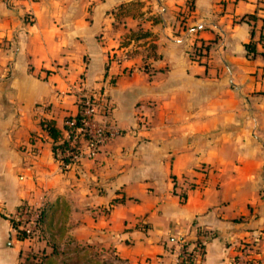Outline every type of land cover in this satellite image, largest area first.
<instances>
[{
  "label": "crops",
  "instance_id": "1",
  "mask_svg": "<svg viewBox=\"0 0 264 264\" xmlns=\"http://www.w3.org/2000/svg\"><path fill=\"white\" fill-rule=\"evenodd\" d=\"M128 1L0 0V264L22 259V203L129 264L196 246V264H264V9L140 0L134 16ZM91 90L123 131L64 168L41 121L65 138Z\"/></svg>",
  "mask_w": 264,
  "mask_h": 264
},
{
  "label": "built area",
  "instance_id": "2",
  "mask_svg": "<svg viewBox=\"0 0 264 264\" xmlns=\"http://www.w3.org/2000/svg\"><path fill=\"white\" fill-rule=\"evenodd\" d=\"M80 116L76 115L66 119V140L75 146L78 151L73 153L74 160L86 154L89 157L96 155L101 147L113 137L122 133L121 128L112 114V102L104 90L86 91L81 96ZM71 155L69 149L65 153ZM74 162V161H73ZM72 162L64 163L69 166ZM43 207H32L30 204L22 203L17 211L16 220L19 227L28 235H32L37 229L42 215ZM194 254L200 253V246L192 248ZM178 264H196L190 262L187 253L180 254ZM230 264H258L256 256L244 258L234 257Z\"/></svg>",
  "mask_w": 264,
  "mask_h": 264
},
{
  "label": "rangeland",
  "instance_id": "3",
  "mask_svg": "<svg viewBox=\"0 0 264 264\" xmlns=\"http://www.w3.org/2000/svg\"><path fill=\"white\" fill-rule=\"evenodd\" d=\"M255 2H258L256 3L258 4L257 8L264 9V0H256ZM242 4L245 7L247 6L246 1H243ZM140 9V7H137V10ZM247 10L250 11L251 9L248 8ZM96 155L90 157H95ZM84 156L88 155L84 154L81 157ZM81 157L71 164L77 163ZM32 207L37 208L39 206ZM60 210L61 214L66 213L65 206H62ZM47 217L48 218H44L43 220L41 219L37 229H35L34 233L30 236L19 227L18 220L13 218L15 220H13V222L17 228L18 236L27 239L20 264L25 259L28 252H35L38 253V255L50 253L56 259L52 264H129L116 252V249L112 245L108 246L97 242L92 243L87 240L77 239L72 234L69 226H67L66 221L64 222V220L60 218L56 221L55 215L49 216L48 214ZM60 222L62 224H59ZM182 253L183 250L180 254Z\"/></svg>",
  "mask_w": 264,
  "mask_h": 264
},
{
  "label": "trees",
  "instance_id": "4",
  "mask_svg": "<svg viewBox=\"0 0 264 264\" xmlns=\"http://www.w3.org/2000/svg\"><path fill=\"white\" fill-rule=\"evenodd\" d=\"M143 5V2H141L140 0H132V1H128L125 3H122L119 8L118 11L119 12H123L124 14H130V15H137V14H141L140 10H137V7H141ZM251 17L255 16L253 13L250 14ZM155 20H160L161 18L156 16L154 17ZM132 38L134 37H140V36H145L147 35V32H133L131 34ZM254 44L253 42H247L246 43V47L248 48V50H254ZM77 117L80 116V113L76 114ZM71 117V116H69ZM67 117V119L69 118ZM41 124L44 128L47 129L49 135L53 138L54 143H53V150H54V155L55 157L61 162V164L63 165V167L65 168V164L64 163H69V162H73L75 161L73 158V153L77 152L78 149L75 146L70 145L69 141L66 140L65 138H63L62 136V131L61 128L58 127L56 120L55 119H43L41 121ZM71 149L72 150V154L71 155H66V151ZM125 200V197H116L112 200V202H120ZM50 212V213H49ZM52 216L54 215V213H51V211L49 210H42V215L40 218L43 220L44 218H48L47 216ZM52 218V217H50ZM14 220V219H13ZM15 221V220H14ZM187 243H185L186 245ZM184 253H187L188 258L190 260V262L195 263V254L193 249H184L183 250ZM55 257L52 256V254L50 253H43L42 255H38V253L35 252H28V254L25 256V259L21 262V264H52L55 261Z\"/></svg>",
  "mask_w": 264,
  "mask_h": 264
}]
</instances>
